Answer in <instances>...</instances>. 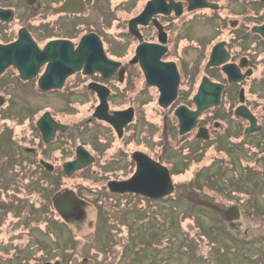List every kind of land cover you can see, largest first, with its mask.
I'll list each match as a JSON object with an SVG mask.
<instances>
[{
	"label": "flooded vegetation",
	"instance_id": "flooded-vegetation-1",
	"mask_svg": "<svg viewBox=\"0 0 264 264\" xmlns=\"http://www.w3.org/2000/svg\"><path fill=\"white\" fill-rule=\"evenodd\" d=\"M93 35L117 67L105 77L99 71L85 73L86 52L82 67L61 80L67 50L93 49L97 40ZM6 46L14 58L9 63ZM145 69L170 78L177 74L176 97L166 108L160 106L161 90L148 82ZM43 75L47 85L55 79L59 85L42 88ZM210 83L221 86L218 104L201 110L195 127L180 134L176 109L183 106L196 111L195 95L201 85L209 88ZM103 95L108 115L132 108V118L122 125L120 136L113 125L94 116ZM115 100L122 104L114 106ZM150 101L167 121L165 138L153 135L152 145L143 135L153 127L142 124ZM86 104L84 114L75 112ZM240 112L251 114L253 126L259 130L245 133L251 119ZM46 113L49 116L43 124L54 127L48 141L38 127ZM67 114L75 118L71 123H67ZM99 127L103 134L97 131ZM78 129L86 137L78 145L89 152L92 162L70 176L64 169H44L58 176L54 192L71 189L81 200L75 214L61 219L64 222H84L89 209L105 203L102 192L108 191L107 182L128 179L135 170V151L171 170V162L187 160L196 143L204 146L222 140L226 145H264V0H0V162L9 159L15 163L20 158L27 167L20 163L19 169L4 174L11 180L8 186L0 185V198L3 193L14 197L23 189L25 177L33 173L29 167L33 162H50L54 150L62 163L75 159L78 145L72 148L68 135ZM106 130L111 140L103 139ZM199 132L207 139L199 138ZM131 141L138 148L131 149ZM204 149L200 147L197 154ZM105 154L112 157L107 168L115 164L121 170L104 168L101 156ZM97 178L102 182L96 191ZM110 194L109 199L120 195ZM42 200L38 206L53 207L51 200ZM13 203L5 205L7 211ZM263 256L261 252L259 258Z\"/></svg>",
	"mask_w": 264,
	"mask_h": 264
},
{
	"label": "rangeland",
	"instance_id": "rangeland-1",
	"mask_svg": "<svg viewBox=\"0 0 264 264\" xmlns=\"http://www.w3.org/2000/svg\"><path fill=\"white\" fill-rule=\"evenodd\" d=\"M49 99L55 100L53 97ZM121 104V100L113 103L114 106ZM87 105L79 106L75 112L84 114ZM144 110L146 121L143 120L142 124L153 129L143 136L146 143L152 145L156 139L151 138L153 135L165 138L166 116L155 108L152 101L146 103ZM66 118L67 123L75 119L68 114ZM97 131L104 133L101 127ZM7 132L11 130L8 128ZM83 134L80 129L77 132L71 130L68 138L72 148L79 141L83 142L82 139L86 140L81 136ZM109 134L110 131L106 130L103 139L111 140ZM133 138L139 140L141 136L134 135ZM215 142L206 144L202 153L197 154L198 148L190 153L183 171L173 177L176 187L171 196L153 202L138 195L116 196L106 204L97 203L96 209H89L88 218L80 223L64 222L53 208L38 206L42 199L49 201L47 198L58 186V176L33 162L29 167L32 176L25 178L26 186L16 191V201L4 193L0 198V264H12L8 262L16 261V255L34 257L41 247L50 250L48 254H38L37 260L42 264H55L57 256L61 259L58 264H261L258 251L264 250V146H228L234 157L229 162ZM196 146L198 143L194 144ZM129 147L137 146L131 141ZM235 154H243L242 159ZM60 157L54 150L49 160L53 164L62 163ZM101 157L102 163H106L104 168H107L110 156ZM255 162L263 168H259L258 173L250 168ZM20 163L27 169L20 158H16L15 163L9 159L0 162V185H9L11 176L4 174L12 168L19 169ZM183 165L179 159L176 166L182 168ZM107 170L121 168L109 164ZM211 174L219 179L213 182L209 178ZM29 180L31 183L27 184ZM97 181L94 189L93 185L88 186L100 190L102 181L100 178ZM40 182L46 183V187ZM187 187L189 189H185ZM109 196L108 192H102V199H109ZM7 203H13V208L8 211L5 208ZM200 203L205 204L201 207ZM232 203L245 211L235 226L224 220V210ZM243 240L251 241L250 247ZM59 243L71 248L72 255L52 252L57 250Z\"/></svg>",
	"mask_w": 264,
	"mask_h": 264
},
{
	"label": "water",
	"instance_id": "water-1",
	"mask_svg": "<svg viewBox=\"0 0 264 264\" xmlns=\"http://www.w3.org/2000/svg\"><path fill=\"white\" fill-rule=\"evenodd\" d=\"M93 38L97 37L93 35ZM5 48L9 49L8 53H6V63L12 62L14 58H11L13 57V53L11 52L10 46H6ZM13 49L15 48L13 47ZM86 52L89 53L87 54L89 60L84 65L85 73L99 71L105 77L117 67L114 62H111L106 58L101 42L97 38L96 42H93V49L76 50L75 53H71L70 50H67L66 62L63 65L65 73L61 74V80H63L65 76L72 74L82 67ZM35 71L36 68L34 67L32 69V74H34ZM145 72L148 82L151 84H157L159 86L161 90L159 104L163 107H166L176 97V88L178 84L177 74H174V76L170 78L169 76H164L159 72V74L156 75H152L146 69ZM46 81V76L43 75L40 78V85L42 88L57 87L59 85L57 79L51 81L50 85H47ZM209 85V88L201 85L199 91L195 95L194 100L197 104L196 111H189L183 106H179L176 109L175 114L179 119V132L181 134L189 131L195 126L196 116L201 110L209 106L218 104L219 90L221 86L213 83H210ZM100 89L101 88H97V90ZM107 106L108 105L105 96H100V103L94 111V116L100 119H104L112 124L118 135L120 136L122 132V125L130 121L132 118V108L126 109L124 111H116L112 115H108ZM240 114L250 117V115L246 112H240ZM46 116L49 115L46 113L41 118V120L38 122V127L41 129L45 140L48 141L53 135L54 127L52 125L45 126L43 124V120ZM251 123L252 125L246 129V132L255 131L258 129V127L253 126V120H251ZM49 128L50 131L48 132ZM198 136H200V132L198 133ZM202 137L206 138V136ZM76 154L77 157L75 159L63 163V169L65 170L67 175L71 174L75 170L83 168L93 160V157L87 150L83 148V146L77 147ZM132 156L136 162L135 172L128 179L120 181H108L107 186L111 192L121 194L136 193L149 198H161L173 191L174 187L167 167L152 160L149 156L142 152L135 151ZM40 162L47 170L53 169V165L51 163L46 161ZM80 202L81 200L75 195L72 190H66L65 192H56L52 196L53 206L62 218H67L75 214L76 206ZM225 217L229 220L238 218V207L236 205L230 206L225 212Z\"/></svg>",
	"mask_w": 264,
	"mask_h": 264
},
{
	"label": "trees",
	"instance_id": "trees-1",
	"mask_svg": "<svg viewBox=\"0 0 264 264\" xmlns=\"http://www.w3.org/2000/svg\"><path fill=\"white\" fill-rule=\"evenodd\" d=\"M221 151V150H220ZM254 166H257V164H254ZM56 168H60V169H62V163L60 162V163H57L56 164ZM259 169V167L257 168V170ZM180 172H182V171H180ZM175 174H178L179 175V171H176V173ZM26 178V177H25ZM194 179H195V176L193 177ZM209 178H211L212 179V181L214 182L216 179H219L218 178V176H214L213 174H211V177H209ZM220 178H221V176H220ZM222 179V178H221ZM41 183V185L43 186V187H46V183H44V182H40ZM190 183V182H189ZM38 185H39V183H38ZM203 188V187H202ZM57 189V187H54V189H53V192L55 191ZM52 192V193H53ZM42 193H43V191H42ZM132 196H134V194H131ZM50 196H51V194H50ZM50 196L48 197V199H49V201H50ZM142 197V196H141ZM201 197V196H200ZM142 198H144V197H142ZM165 198H167V197H165ZM164 198V199H165ZM145 199V198H144ZM201 199L204 201V202H206V203H208L207 201H206V199H204V198H202L201 197ZM152 202H153V200H151ZM51 202V201H50ZM20 246H18V248H19ZM56 249L57 250H54V251H52V252H59V253H66V252H68L70 255H72V249L71 248H69V247H64L63 246V243H59L58 244V246L56 247ZM50 252V250H49V248L47 247V248H39L38 249V251H37V253H36V255L34 256V257H32V256H26V255H21V256H17L16 255V257H17V260L16 261H14V260H12V262H8V263H12V264H40L41 262H39L38 260H37V258H38V256L39 255H44V254H48ZM26 254H29V253H26ZM39 254V255H38ZM15 257V258H16ZM57 258H58V260H56V262H55V264H58V262L59 263H61V259L59 258V256H57ZM61 258H62V256H61ZM42 264V263H41Z\"/></svg>",
	"mask_w": 264,
	"mask_h": 264
}]
</instances>
